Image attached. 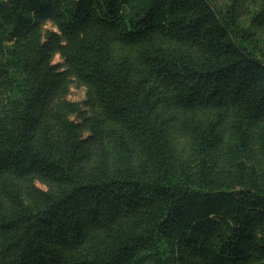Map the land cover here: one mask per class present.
I'll list each match as a JSON object with an SVG mask.
<instances>
[{
	"label": "trees",
	"instance_id": "16d2710c",
	"mask_svg": "<svg viewBox=\"0 0 264 264\" xmlns=\"http://www.w3.org/2000/svg\"><path fill=\"white\" fill-rule=\"evenodd\" d=\"M0 264H264V0H0Z\"/></svg>",
	"mask_w": 264,
	"mask_h": 264
},
{
	"label": "rangeland",
	"instance_id": "374dc122",
	"mask_svg": "<svg viewBox=\"0 0 264 264\" xmlns=\"http://www.w3.org/2000/svg\"><path fill=\"white\" fill-rule=\"evenodd\" d=\"M48 29H52L51 25L47 26ZM62 62L59 57L56 58V63ZM71 102H83L86 100V90L84 88H78L73 86L71 88V94L69 96Z\"/></svg>",
	"mask_w": 264,
	"mask_h": 264
}]
</instances>
